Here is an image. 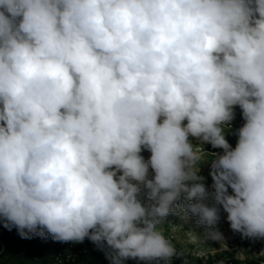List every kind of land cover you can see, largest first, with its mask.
Listing matches in <instances>:
<instances>
[{"label": "clouds", "instance_id": "9594fccd", "mask_svg": "<svg viewBox=\"0 0 264 264\" xmlns=\"http://www.w3.org/2000/svg\"><path fill=\"white\" fill-rule=\"evenodd\" d=\"M221 208L264 238V0H0L4 228L170 264L164 219Z\"/></svg>", "mask_w": 264, "mask_h": 264}, {"label": "rangeland", "instance_id": "374dc122", "mask_svg": "<svg viewBox=\"0 0 264 264\" xmlns=\"http://www.w3.org/2000/svg\"><path fill=\"white\" fill-rule=\"evenodd\" d=\"M235 115L241 116V110L238 106L235 108ZM190 141L193 140L198 141L196 138L189 137ZM226 139L233 147V139L230 137L229 133H226ZM193 144H200V141L197 143L192 142ZM210 144H203V150L208 148ZM147 151V150H143ZM149 154V151H147ZM151 155V153H150ZM149 155V157H150ZM213 157L211 153H208L206 158L200 162L199 164V174L203 175L206 180L205 184L207 187H210L212 181L209 176V171L211 167ZM151 173V169H150ZM151 178V175L150 177ZM229 191H231L229 189ZM143 202V201H142ZM209 205L212 203L211 200L206 201ZM187 220H183L180 216L177 215H169L164 219V222L159 225V230L163 232L165 237L171 241V243L180 249H184L186 251H191L198 253L209 252L214 249H220L221 245H227L234 253L237 250H243V253L246 254L248 258L256 257L257 254L260 253V250L264 248V238L261 239H253V238H244L240 233L234 232L230 228V224L227 221V213L220 209V219L217 224V228L220 233H222L223 240L215 241L211 239L204 238L205 228L202 225H198L194 217H191L189 214ZM2 228H0V264H28L27 261H36L37 255L40 253L51 255V254H60L63 255H71L74 257L75 262L71 264H80V261L83 260L90 249V244L92 243L89 239L85 238L83 242H60L52 239L51 235H47L46 238H41L38 235H34L28 244L27 249H23L18 255L14 257L7 258V261H4L3 256L7 255L3 253L6 248V239L2 234ZM188 233H192L197 237L198 244L190 243V237ZM15 239V247H20L25 245V241L27 239H23L18 234L17 236H12L8 242ZM91 242V243H90ZM35 256L34 259L31 257ZM137 260L129 259L125 261V264H136Z\"/></svg>", "mask_w": 264, "mask_h": 264}, {"label": "built area", "instance_id": "2783aa9c", "mask_svg": "<svg viewBox=\"0 0 264 264\" xmlns=\"http://www.w3.org/2000/svg\"><path fill=\"white\" fill-rule=\"evenodd\" d=\"M233 128V125H232ZM214 153H222V149H214L211 146L210 149ZM177 250V256H174L170 264H264V248L260 250V253L256 257L248 258L243 250H237L234 253L227 245H221L220 249H214L209 252L199 251L198 253L186 251L175 247ZM66 263L75 262L74 257L66 255ZM60 264H65L59 259ZM153 264H165L163 260H156Z\"/></svg>", "mask_w": 264, "mask_h": 264}, {"label": "trees", "instance_id": "16d2710c", "mask_svg": "<svg viewBox=\"0 0 264 264\" xmlns=\"http://www.w3.org/2000/svg\"><path fill=\"white\" fill-rule=\"evenodd\" d=\"M242 119V117H241ZM244 122H242L243 124ZM242 126V125H241ZM141 154H145V152H141ZM0 228H2V234L4 236V238L7 240L6 241V248L5 251L3 253H6L7 255L3 256L4 261H7L10 257H14L16 255H18L24 248L27 249L28 248V244L30 242V239H27L25 241V245L24 246H20V247H15V239L11 240L10 242H8V240H10V238L12 236H17L18 232L16 230L15 227H13L11 230H8L6 228L3 227V224L0 223ZM91 243V242H90ZM90 249L88 250L87 256L80 261V264H110V261L108 259H106L105 257V251L97 248V246L92 242L90 244ZM32 259L35 258V256L31 257ZM59 259L62 260V262H64L65 264H71V263H66V256L64 255H58L56 253L51 254V255H47V254H43L40 253L39 255H37L36 257V261H27L28 264H60ZM154 261L150 262V264H153ZM136 264H145V262L143 261H137ZM196 264V263H195ZM197 264H201L200 262H198Z\"/></svg>", "mask_w": 264, "mask_h": 264}]
</instances>
